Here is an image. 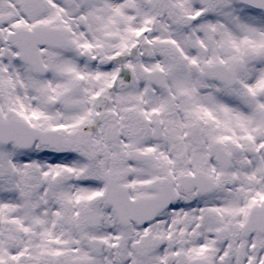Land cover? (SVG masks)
Returning a JSON list of instances; mask_svg holds the SVG:
<instances>
[{
  "label": "snow or ice",
  "instance_id": "snow-or-ice-1",
  "mask_svg": "<svg viewBox=\"0 0 264 264\" xmlns=\"http://www.w3.org/2000/svg\"><path fill=\"white\" fill-rule=\"evenodd\" d=\"M0 264H264V0H0Z\"/></svg>",
  "mask_w": 264,
  "mask_h": 264
}]
</instances>
